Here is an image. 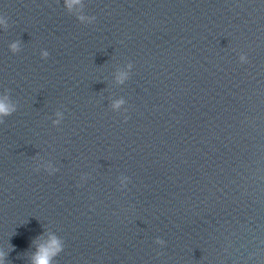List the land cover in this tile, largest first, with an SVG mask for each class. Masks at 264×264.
<instances>
[{
    "label": "water",
    "instance_id": "water-1",
    "mask_svg": "<svg viewBox=\"0 0 264 264\" xmlns=\"http://www.w3.org/2000/svg\"><path fill=\"white\" fill-rule=\"evenodd\" d=\"M0 17L4 264L52 236L53 264H264V0H0Z\"/></svg>",
    "mask_w": 264,
    "mask_h": 264
},
{
    "label": "clouds",
    "instance_id": "clouds-1",
    "mask_svg": "<svg viewBox=\"0 0 264 264\" xmlns=\"http://www.w3.org/2000/svg\"><path fill=\"white\" fill-rule=\"evenodd\" d=\"M65 7L72 11L73 9H79L82 7V0H64ZM81 20L86 19L84 16H80ZM0 26H7L6 18L0 17ZM13 48L16 46L13 45ZM47 55V53H45ZM241 61H245L246 57L241 56ZM131 65H129V68ZM127 77V72H118L116 79L119 83H123ZM124 103L123 99L115 101L112 105L113 109H119L120 106ZM14 110L13 105L10 104L7 95H0V119L11 114ZM62 250V244L60 240L52 236L49 238L46 245L38 246L37 252L34 255L32 264H53L54 257L59 254ZM4 253L0 252V264H4L3 260Z\"/></svg>",
    "mask_w": 264,
    "mask_h": 264
}]
</instances>
